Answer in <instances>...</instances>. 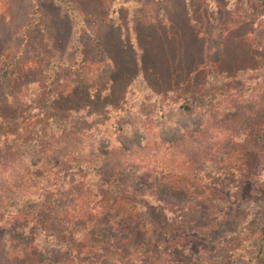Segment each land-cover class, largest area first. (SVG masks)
Wrapping results in <instances>:
<instances>
[{"label":"rangeland","instance_id":"rangeland-1","mask_svg":"<svg viewBox=\"0 0 264 264\" xmlns=\"http://www.w3.org/2000/svg\"><path fill=\"white\" fill-rule=\"evenodd\" d=\"M261 120L264 0H0V241H38L13 217L30 212L43 166L72 155L68 145L142 148L129 201L156 228L155 253L217 264L234 248L230 264H260ZM245 140L259 151L243 152ZM158 170L165 184L191 176L205 201L159 199L144 183ZM96 175L85 181L102 194Z\"/></svg>","mask_w":264,"mask_h":264},{"label":"trees","instance_id":"trees-1","mask_svg":"<svg viewBox=\"0 0 264 264\" xmlns=\"http://www.w3.org/2000/svg\"><path fill=\"white\" fill-rule=\"evenodd\" d=\"M194 105L196 102L185 101L181 108L190 111ZM257 126L260 128L254 131L264 135L263 121ZM77 144L67 146L73 154L61 163L43 166L37 181L40 193L30 205V212L14 214L13 218L21 223H30L38 241L14 249L7 247V241H0V264H180L155 253L156 228L129 201L140 194L131 184L130 174L135 169L131 161L142 154V148L113 149L106 155L79 151L74 155ZM239 147L245 153L259 151L246 140ZM90 170L96 171L98 186L106 189V193H94L93 186L87 185ZM166 176L158 170L144 178L148 185L152 181L157 183L159 189H155L154 195L159 199L169 196L185 205L197 199L205 201L203 189L191 181V176L169 174V184H165ZM188 242L189 238L179 239L172 241V246L178 249ZM234 251V248L222 250L217 264H230L228 255L234 257ZM259 253L264 254V229ZM261 260L260 264H264V256Z\"/></svg>","mask_w":264,"mask_h":264}]
</instances>
